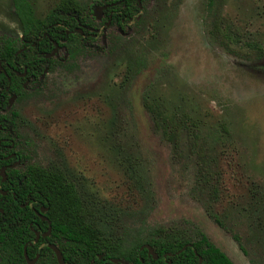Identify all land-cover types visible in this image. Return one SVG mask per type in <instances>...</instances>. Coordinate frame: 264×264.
<instances>
[{"label": "rangeland", "instance_id": "rangeland-1", "mask_svg": "<svg viewBox=\"0 0 264 264\" xmlns=\"http://www.w3.org/2000/svg\"><path fill=\"white\" fill-rule=\"evenodd\" d=\"M27 1L43 19L62 0ZM215 23L263 51H230ZM125 30L113 53H86L49 72L42 94L12 103L28 152L75 173L84 198L103 204L95 220L106 234H204L234 264H264V0H146ZM5 36H21L12 0H0ZM144 99L194 120L215 199L195 183L186 139L174 150Z\"/></svg>", "mask_w": 264, "mask_h": 264}, {"label": "trees", "instance_id": "trees-1", "mask_svg": "<svg viewBox=\"0 0 264 264\" xmlns=\"http://www.w3.org/2000/svg\"><path fill=\"white\" fill-rule=\"evenodd\" d=\"M212 1L208 0V4ZM12 5L23 39L18 36L0 37V126L3 128L15 125L18 115L15 110L7 107L10 94L15 93L17 100L27 97L28 88L41 81L39 75L45 65L49 66V70L58 64L68 68L78 57L94 50L111 54L118 48L122 39V35L117 32L110 34L108 41L100 47H93L90 44L91 37L74 31L65 34L63 29L72 31L77 26V21L90 19L89 7L80 5L76 0H62L43 19L34 16L27 0H12ZM113 10L115 13L120 12L118 15L114 13L112 20L116 19L121 28L124 22H129L130 17L135 19V15L140 12L136 0H121ZM214 28L221 42L232 52L247 55L251 51H263L261 46L240 41L238 37L231 38L226 29L216 23ZM36 38L39 40L34 47L29 43L24 44V39L35 41ZM52 40L66 49L65 63L54 58H44L43 54L53 48ZM24 45L25 48L22 47ZM8 66H14L20 72L25 66L27 74L33 75L31 85L23 88V78L10 71ZM143 107L174 150L179 149L182 137L186 139L189 152L195 156V183L203 187L208 186L210 197L215 199L217 188L208 180L207 153L202 144L203 138L191 116L186 113L177 114L153 99H144ZM116 115L117 112L114 113V116ZM0 136L10 137V134L0 132ZM3 163L4 161L0 160V165ZM6 187V182L0 181V189L5 190ZM43 189L48 198L45 215L50 221L51 231L49 237L39 238L37 242L33 241L34 234L28 224L31 220V210L22 207L21 201L14 200L18 199L19 192L15 189L13 195L11 191L3 195L0 191V264H28L23 254V246L28 241L31 243L26 246L27 257L32 259L36 253L39 254L34 264H59L49 246L44 244L39 248L41 243L46 242L58 247L65 264H234L204 234L192 240L185 236V232L159 228L144 241L135 237L133 241L125 242L113 232L106 234V224L95 220L99 217L103 219V204H97L95 200L90 201L77 190L73 191L67 185L57 183L56 176L51 179L46 177ZM143 244L152 247L156 258L148 254ZM114 258L120 261L113 262Z\"/></svg>", "mask_w": 264, "mask_h": 264}, {"label": "flooded vegetation", "instance_id": "flooded-vegetation-1", "mask_svg": "<svg viewBox=\"0 0 264 264\" xmlns=\"http://www.w3.org/2000/svg\"><path fill=\"white\" fill-rule=\"evenodd\" d=\"M120 1L121 0H95L92 6L91 4L82 5L86 8L89 7L90 9L89 21L88 19H83V22L77 21V26L72 31L69 29H63V31L65 32V34L74 31L82 36L88 38L91 37L90 44L93 45V47H100L103 43H106L108 41V37L111 34L107 33V30L109 28H115V30L113 31L115 33L112 34H117L118 32L123 37L126 33L125 26L139 20V16L142 10L145 9L146 0H144L143 2H141V0H136L140 12L135 15V19H133V17H130L129 22H124L123 28H121V26L116 23V19L112 20V15L115 13L113 8L117 6ZM96 6L102 7L98 15H96L94 11ZM115 14L118 15L120 14V12L116 11ZM59 32H62V30H59ZM98 37L102 38L101 45L95 44ZM19 38L23 39L22 32ZM37 40H39V38H36L35 41L24 39V44L29 43L34 47ZM52 43V50L50 52H45L43 54L44 58H54L59 62L65 63L67 59L66 49L64 47H61L60 44L55 40H52ZM55 46H57V48L54 53L52 55L45 56L47 53H51ZM22 47L25 48V45ZM61 50L65 52V55L63 57L60 56ZM76 60L73 65L76 64ZM72 66L66 68L58 64L52 70H49V66L45 65L39 75V79H41V81L37 84H34L33 86H30L31 80H33V75L27 74V68L25 66L22 67L21 72L18 71L14 66H8V68L14 74L23 78V80L21 81V85L23 88H27L30 86L27 91L28 96H37L42 94V91H44L46 84L45 80L49 72H52L56 68L70 70ZM21 73H23V75H20ZM12 94L15 95L13 100L14 102L15 100H17V95L15 93ZM12 94H10V96ZM9 98L7 99V107ZM8 108H11V106ZM0 132L10 134V137L0 136V160L4 161V163L0 165V169L1 167L4 168V178L2 179V176L0 175V181L6 182L7 186L5 190L0 189V191L3 192V195L7 194L8 191H11L13 195L15 189L19 192L18 199L16 198L14 200L21 201L22 207H26L27 209L31 210V220L28 221V224L30 229L33 231L34 237L35 232H38V239L36 241H34L33 239L34 242H37L39 238L49 237L51 231L50 221L45 215V212L47 210L45 204L46 201H48V198H46L43 189V187L45 186V178L50 177L51 179V177L56 176L57 183L67 185L73 191L77 190L80 193L83 192L82 185L79 184V181L73 171L62 169L60 164L58 163H46L43 159H37L35 156H33L32 153H29L28 141L17 132L16 123L13 126H7L4 128L0 126ZM48 228L50 230L49 233L45 236L42 235V233L46 232ZM48 243L50 242L41 243L39 245V248H41L44 244L48 246ZM36 254L39 256L38 253ZM65 263L66 262L64 261V264Z\"/></svg>", "mask_w": 264, "mask_h": 264}, {"label": "water", "instance_id": "water-1", "mask_svg": "<svg viewBox=\"0 0 264 264\" xmlns=\"http://www.w3.org/2000/svg\"><path fill=\"white\" fill-rule=\"evenodd\" d=\"M101 9H102L101 6H96V7H95L94 11H95L96 15H98V13L100 12ZM56 48H57V46L54 47V49H53V51H52L51 53H47L45 56L52 55V54L54 53V51L56 50ZM20 75H23V73H21ZM14 97H15L14 94H12V95L10 96V98H9V100H8V107L11 106V104H12V102H13V100H14ZM0 175L2 176V179H3V178H4V168H3V167H1V169H0ZM1 193H3V192H1ZM49 231H50V230H49V228H48V230H47L46 232L42 233V235H44V236L47 235V234L49 233ZM38 236H39L38 232H35L34 241H36V240L38 239ZM30 243H31V242L28 241V242H26V243L24 244V246H23V254H24V257H25V259H26V261H27L28 264H34L35 261H36L37 258H38V255L36 254V255L34 256V258L29 259V258L27 257V254H26V246L29 245ZM48 246H49V247L52 249V251L54 252L57 262H58L59 264H64V260H63L62 253L60 252V250L58 249V247H57L56 245L52 244V243H49ZM143 246H144L145 248H147V250H148V254H151V255L153 256V258H156L157 255H156V253L153 251L152 247H151L149 244H143ZM168 254L170 255L171 253L169 252ZM200 260H201V259H200V257H199V261H200ZM112 261H113V262H119L120 260H119L118 258H114V259H112ZM169 264H170V262H169Z\"/></svg>", "mask_w": 264, "mask_h": 264}]
</instances>
